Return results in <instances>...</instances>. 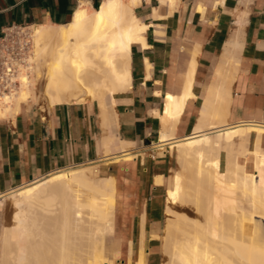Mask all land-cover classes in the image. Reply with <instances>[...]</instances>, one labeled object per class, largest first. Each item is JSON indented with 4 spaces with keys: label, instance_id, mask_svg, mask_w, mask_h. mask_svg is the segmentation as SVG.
Returning a JSON list of instances; mask_svg holds the SVG:
<instances>
[{
    "label": "crops",
    "instance_id": "crops-1",
    "mask_svg": "<svg viewBox=\"0 0 264 264\" xmlns=\"http://www.w3.org/2000/svg\"><path fill=\"white\" fill-rule=\"evenodd\" d=\"M102 1L0 0V32L13 23L66 25L79 7L96 8ZM161 4L142 0L134 9L149 25L147 47L133 45L132 89L117 95L108 113L97 101L54 106L28 101L0 118V264L2 230L14 224L11 194L57 172L91 164L100 177L115 178V228L105 247L115 264H135L143 224V264H163L166 194L180 170L176 149L172 154L169 145L152 147L167 123V96H182L190 63L195 68L193 97L173 128L177 140L202 124V112L212 109L217 88L226 95V105L220 101L218 106L227 109L229 125L264 123V0H179L174 10ZM113 137L132 143L130 152L136 156L116 161L122 152L107 155L105 138Z\"/></svg>",
    "mask_w": 264,
    "mask_h": 264
},
{
    "label": "bare ground",
    "instance_id": "bare-ground-1",
    "mask_svg": "<svg viewBox=\"0 0 264 264\" xmlns=\"http://www.w3.org/2000/svg\"><path fill=\"white\" fill-rule=\"evenodd\" d=\"M141 1L103 0L96 8L79 7L66 25L31 27L29 61L35 64L31 72L35 71L38 79L44 78L41 85L49 106L86 103L90 100L97 101L107 112L113 109L117 95L132 89V48L136 44L147 47L145 35L149 29V25L135 15L134 9ZM159 1L162 6L172 10L179 2ZM192 63L182 96H167V123L159 143L152 147L154 151L164 149L165 145H169L171 150L176 149L182 167V171L175 172L171 177L166 194L168 205L165 210L167 218L163 249L168 260L163 264H191L189 258L193 254L203 258L210 255L198 250L200 247L198 251L189 248V244L197 239L203 244L206 241V248L210 247L227 264H236L230 260L228 252L239 258L242 264H264V225L261 223V230L256 226L259 211L239 213L236 209V189H242L250 195L252 208L258 210L261 207L264 212V123L229 125L227 109L218 106L222 103L220 101L226 105V95L223 98L224 95L217 88L211 95L212 109L202 112V124L195 128L193 135L177 140L173 132L176 129L173 128L183 114L187 100L193 97L191 81L195 68ZM147 67L149 69L150 65ZM19 79L20 88L0 98V118L17 112L22 103L34 97L38 83L24 73ZM112 117H115L114 112ZM206 120L212 122L207 125L204 122ZM209 126L211 129L207 130ZM105 139L107 155L112 151L122 152L114 156V160L133 159L136 156L137 153L134 155L130 152L132 143L120 142L116 137ZM242 156L253 157L252 173L247 171L246 162L240 163L239 158ZM229 173L235 174L231 183V199L228 198L232 200L229 213L232 216L228 219L223 217L226 221L222 220L219 225L214 219L212 205L207 203L208 198L202 195L196 199L194 191L200 186L205 188L209 181H216ZM98 174L99 170L91 167L73 168L10 193L15 208L14 224L2 230L1 264H115L113 254L105 250L108 236L114 233L115 228V178L100 177ZM184 203H191L201 218H191L173 209V206ZM82 211L85 218L94 220L89 221L84 235L77 230L81 219L77 214ZM216 215L219 217L221 214ZM246 221L255 222V225L248 226ZM261 222H264L263 214ZM144 230L143 224L135 264H143ZM207 236L219 239L220 243L215 244L214 241L213 245L211 240L208 242L211 245H208L205 240ZM229 244L232 246L229 247ZM206 260L209 261L208 257L203 259L204 262Z\"/></svg>",
    "mask_w": 264,
    "mask_h": 264
},
{
    "label": "rangeland",
    "instance_id": "rangeland-1",
    "mask_svg": "<svg viewBox=\"0 0 264 264\" xmlns=\"http://www.w3.org/2000/svg\"><path fill=\"white\" fill-rule=\"evenodd\" d=\"M33 65L35 66V64H33ZM30 79L31 80L34 79V81H36L38 83V86L36 87L37 89H35L34 97L31 98L28 101H33V102H35L37 104H41V105H48V103H47V101L45 99V96H44V92H43L42 85H41V84H43L44 78L42 77V79L41 78L38 79L37 78V74L34 71L33 73L31 72ZM154 146H157V145L155 144ZM263 147H264V140H263ZM171 151L174 152V150H171ZM177 161H178V159H177ZM239 161H240V163H244V162L247 163L246 166H247V171L248 172H251L252 173L254 171L253 165H252V161H253V157L252 156H249L248 158H245V157L242 156V157L239 158ZM94 165L95 164L86 165L85 167H91L92 169L98 170V167H95ZM75 168H77V167H75ZM79 168H82V167H79ZM71 169H73V168H71ZM68 170H70V169H68ZM178 170L182 171V167H181V164L179 163V161H178ZM234 176H235V174L233 175L232 173H229L226 176L228 178L221 177L219 179H216V181H209L208 183H206L205 184V186H206L205 188L203 186H200L199 188L198 187L195 188L194 193H195L196 199L197 198H200L202 195L203 196L205 195L208 198L207 203L209 205H212L211 207H212V209L214 211L213 216H214V219L216 221V224L219 223V225H220L226 218L228 219V218H230L232 216L231 214H229V213H231L230 210H232V208H231V204H232L231 201L232 200L229 201L228 198H230V192L232 191V189H231V183L233 182L232 180H233V177ZM225 199L228 200V201H226ZM236 200H237L236 209L238 210L239 213H252V211H253V213H256L257 211H259V217H257V219H256V222H257L256 226H257V228H260V230H261V223L264 225V222H261V215L262 214L264 215V212H263V210H261V207L258 210L252 208V199H251L250 195L249 194H246L242 189H236ZM173 209L176 210L177 212L179 211V213H182L183 215L188 216V217H191V218H198V219L201 218V216L196 211H194L193 206H192L191 203H187V204L184 203V204L176 205V206H173ZM215 209L218 210L217 213H215L216 212ZM220 210H222V211L224 210V211L223 212L222 211L220 212ZM216 214H221V215L218 217ZM77 215H78L79 218H81L79 220L80 227L78 226L77 227V230L80 232L81 235H84L85 232H86V228L89 225V221L90 220H93V219H91V218H85V215H84V212L83 211L82 212H79ZM82 218H84V219H82ZM246 224L248 226H254L255 225V222H252V221L251 222H248V221H246ZM208 236H207V239H205V240H207V243L209 241H211V240L213 241V242L211 241L213 245L215 243L214 241H216L215 244H219L220 243V240L219 239H217V238L214 237V239H217L218 240L217 241V240L212 239L213 236L212 237L211 236L208 237ZM197 241H199L200 244ZM197 241H196L197 243L194 241L192 244L190 243V242H192V240L189 241L188 243H190L189 244L190 247H189V245L187 243H186L187 244L186 247L187 248L188 247L189 248H194V249H196L195 251L204 250V251H206V253L208 252L210 254V255L207 254V257H208L209 261L206 260V261H208L206 263V261L204 262L203 259L204 258L207 259V257H204L203 258L202 256L193 254L189 258L191 264H227L224 261L220 260V257L217 255V253H215L216 254L215 255L213 253L214 251L212 249H210V247L208 248L209 250L206 248V247H208L207 245L205 246L206 241H205L204 244H203V242H201L198 239H197ZM211 242L208 243V245H211ZM201 243H202L203 246L201 245ZM163 244H164V242H163ZM197 244H199V245H197ZM194 245L196 247H193ZM229 245H230L229 247L232 246L231 244H229ZM199 247L201 249H198L197 250V248H199ZM210 250H212V251H210ZM210 252H212L213 255ZM228 253L230 255L229 258H230V260L232 262H235L236 264H242L241 261L239 260V258H237L236 256H234L233 253H231V252H228ZM166 258H167V255L164 253V249H163V263H165L168 260V258L167 259Z\"/></svg>",
    "mask_w": 264,
    "mask_h": 264
},
{
    "label": "built area",
    "instance_id": "built-area-1",
    "mask_svg": "<svg viewBox=\"0 0 264 264\" xmlns=\"http://www.w3.org/2000/svg\"><path fill=\"white\" fill-rule=\"evenodd\" d=\"M32 29L29 25L11 24L0 32V98L20 88V75L31 76L30 53Z\"/></svg>",
    "mask_w": 264,
    "mask_h": 264
}]
</instances>
